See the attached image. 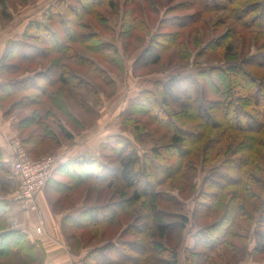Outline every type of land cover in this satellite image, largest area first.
<instances>
[{
    "label": "trees",
    "instance_id": "1",
    "mask_svg": "<svg viewBox=\"0 0 264 264\" xmlns=\"http://www.w3.org/2000/svg\"><path fill=\"white\" fill-rule=\"evenodd\" d=\"M74 2L76 8H73V4H68L65 10L69 15L77 18L93 16L96 7H111L114 0H93L90 2L91 7L84 5L80 0ZM189 2L197 11L183 21L175 19L176 23H171L170 27L176 29V32H161L153 35L139 56L140 62L146 59L147 66H157L161 64V54L166 49L175 47L177 50L183 49L187 54V46H192L200 49L199 56L213 53L219 62L225 63V66H215L208 71L199 72L195 77L188 75L169 78L165 82H158L154 92L142 93L153 109L156 108L161 114L166 115L164 116L167 119L166 129L172 132L168 147L174 151H164L165 154H162L160 149H153L150 156L143 155L140 160L135 149L125 143L127 151L120 149L116 153L118 160L116 169L102 165L100 159L93 155H83L60 165L56 164L46 183L45 187L60 186L72 189L85 180H93L104 185L117 197L116 201H109L99 207H89L76 217L64 218V223L80 230L110 224L120 225L123 220L126 221L123 222L125 227L117 233L119 236L117 240L114 241L112 238L102 247L91 250L82 259V264H91L90 261H93L92 264H178L175 250L166 246L163 241L168 232L183 229L188 220L180 216V224L165 222L171 215L161 210L160 203L182 204L171 195L164 196L159 188L179 182L183 184L175 188L178 195L182 196L187 189L193 196L194 206L191 213L193 220L202 221L211 215L217 217L212 223L200 226L194 232L191 237L192 245L184 248V253L194 254L196 250L202 249L203 253L199 256L204 258L207 253L225 250L230 255L240 257L238 261L243 258L246 250L250 256L264 254V150L261 151L264 149V0H190ZM65 3H68V0H63L60 6L64 7ZM78 8L82 12L78 13L76 10ZM54 11L52 14L55 17L52 18L56 20L50 19L53 15L48 14L46 19L56 22L59 31L48 23L35 21L27 26L23 34L26 37L27 31L44 32L46 40L36 41L42 46L47 42L49 47L41 48L23 41H10L0 59V74L8 75L17 71L18 66L8 67L5 63L8 58H14L16 55V59L21 63L31 62L37 58L45 59L54 47L59 49L61 46V53H64L61 55L63 63L53 60L48 66L38 68L33 74L1 83L0 105L15 92L39 88L42 89L40 97L43 98L29 101L25 97L28 103L20 106V109L24 110L30 104L40 108L36 113L43 111V114L40 112V116L45 118L56 96L55 92L48 93V89L55 83L67 84L66 77L76 81L77 84H84L71 65H84L97 74L105 72L97 65L94 56L90 59L76 52L73 45H70L73 42L83 45L82 47L93 54L108 49L113 54L107 62L118 65L122 63L116 48L105 46L97 33L87 31L79 33L83 28L85 29L86 24L79 21L78 27L75 28L74 21L65 19L61 12L56 11L55 14ZM135 12L132 8L123 13L120 24L122 37H131L133 31L138 30L136 26L138 16ZM219 12H225L218 18L220 24L226 26L224 33L218 36L212 35L206 43L203 40L201 42L205 34L199 38L196 30L205 29L203 17ZM98 18L100 21L105 20L102 16ZM184 30H190L187 31L188 38L185 42L180 34V31ZM191 30L195 35L193 38H190ZM223 40L226 43L219 45ZM251 41L255 45L256 53L248 56L245 45ZM217 47L219 50L216 49ZM212 48L217 51L211 50ZM42 78L46 81L45 88L37 84ZM31 85L34 88H31ZM209 95L213 96V101H207ZM171 108L176 109L177 112L170 113ZM214 110L221 117H226L223 128L220 127L215 131L214 125H209L208 130L202 134L203 143L200 149L196 150L194 139L198 136L191 142L188 138L191 132L186 124L194 121V118L196 120L203 118L204 123L211 124L207 115ZM233 113L246 119L247 123L238 124L234 118L233 120L229 117ZM249 124L252 127H248ZM258 130H261L260 134ZM20 143L30 157V151L25 148L26 142ZM167 157L180 160L182 164L176 166L168 164L164 161ZM198 157L203 164L211 165L213 169L204 176L199 187L195 183L188 187L189 174L196 169L194 165ZM220 158H223V161L215 167ZM57 176L67 179L69 184L65 186L58 183L54 178ZM116 184L119 185L118 188L115 187ZM14 188L15 183L0 150V191L9 193ZM127 190L132 192L128 194ZM144 206L146 212L142 211ZM136 207H139V212L146 214L134 213L131 217L130 211L136 210ZM146 216L149 218V224L142 225L138 229L136 222L144 220ZM13 222L14 214L11 206L0 199V258H5L10 253L12 259L19 264H42L44 260L42 248L31 243L27 234L16 229ZM125 235L136 239L126 241L122 239ZM230 239L242 242L244 248L229 243ZM14 241L19 243L15 242L12 247ZM250 241L253 246L248 252ZM134 242L136 246L131 249L130 245ZM188 261L192 264L190 258Z\"/></svg>",
    "mask_w": 264,
    "mask_h": 264
},
{
    "label": "rangeland",
    "instance_id": "2",
    "mask_svg": "<svg viewBox=\"0 0 264 264\" xmlns=\"http://www.w3.org/2000/svg\"><path fill=\"white\" fill-rule=\"evenodd\" d=\"M62 1L0 0V59L10 41H23L41 48L49 47L47 42H44V46L40 42H37L38 40H46L44 32L27 31L26 37L23 34L26 32L25 29L27 26L35 21L48 23L55 30L59 31L56 22L46 19L47 14L53 15L50 16V19H53L55 15L52 13L56 9L57 12L63 14L65 19L74 21L73 26L75 28L78 27L79 21L84 25L86 24L85 29L83 28L79 33L86 31L89 33H97L105 46L116 48L122 63L119 65L117 63H108L107 60L112 58L113 54L108 49H105V52L93 54L91 51L82 47L83 45L81 46L77 42L71 43L70 45H73L76 52L84 54L90 57V59L94 56L95 58L93 59H95V62L97 60V65L105 72L97 74L84 65H71V67H74L73 70L76 71V74H79L81 77V81H84L82 82L84 84H77L76 81L66 77L67 84L61 85L55 83L48 89V93L55 92L56 94L54 95L56 96L53 103H51L52 108L45 118L40 116L41 111L38 114L36 113L40 108L31 106L30 104L24 110L20 109V106L28 103L27 99L29 101L42 99L43 97H40L42 89L36 88L26 90V92H15L0 105V131L12 138V140H15L12 142L13 144L15 142L20 143L21 141L26 142L25 148L30 151V157L33 161L51 156L58 163V161L65 158L93 155L95 158L100 159L99 161L102 165H108V167L116 169L118 167L116 153L120 149L127 151L125 143L130 144L135 149L137 157L140 160L143 158V155L150 156L153 149H160L162 154H165L164 151L173 152L174 150H170V147H168L172 132L166 129L167 119L164 117L166 115L161 114L160 110L156 108L153 109L149 105L147 98L143 97L142 93L147 91L154 92L158 82H165L169 78L188 75L195 77L199 72L208 71L211 67L215 66H225V63L219 62L213 53V55L206 54L199 56L200 49L192 46H187V54L183 49L177 50L175 47L166 49L161 54V64L157 66H147L145 63L146 59L144 58V61L140 62L139 56L153 35L161 32H176V29L170 27L172 25L171 23H176L175 19L183 21L188 16L194 14L197 9L190 5V0H114L113 6L111 7H96L93 16L88 15L87 17L75 18L65 10L68 4H73V8H76L74 6V0H68V3H65L64 7L60 6ZM80 1L84 5L90 6V2L93 0ZM132 8H134L138 16V23L136 25L138 30H134L131 37H122L120 35L122 31L120 24L123 13L128 12ZM76 10L78 13L82 12L79 8ZM56 11H54L55 14L57 13ZM224 13L219 12L203 17L205 29L199 28L200 30H196L199 38L205 34L201 42L203 40L206 43V40L212 35L218 36L224 33L223 31L226 26L225 24H220L221 22L218 21V18L224 15ZM98 16H102L105 20L100 21ZM187 31L190 30L180 31L181 39L184 42L188 38L186 36ZM193 37L195 35L192 31L190 38ZM225 43L226 41L223 40L219 45ZM245 48L248 56L256 53L255 45L252 41L247 43ZM213 49L215 48L211 50ZM216 49L219 50L218 47ZM61 50V46L59 49H55L54 47L47 58H37L26 63H21L16 59V55L14 58H8L5 62L8 67L15 65L18 66V69L16 72H10L8 75L0 74V84L19 79L27 74H33L38 68L48 66L53 60L63 63L61 55H64V53H61ZM181 58L184 59L182 60ZM43 79H40L37 84L45 88L46 81ZM32 86L31 88H34ZM211 100L213 101L214 98L209 95L207 101ZM175 110L171 108L170 113H176L177 111ZM41 113L43 114V111ZM207 116L211 124L204 123L203 118L199 120L194 118V121L186 124L187 129L191 132L188 138H190L191 142L196 140V150L200 149L203 143L202 134L208 130V126L214 125L215 131H218L220 127L221 129L223 128L226 118L225 116L221 117L216 110L211 111L210 115ZM229 117L234 118L238 124L247 123L246 119L239 117L237 113H233ZM248 127H252V125L249 124ZM260 131L258 130L259 134ZM257 136L259 137L261 135ZM195 137L197 139H194ZM163 147L165 149H162ZM263 150L261 149L262 152ZM220 159L215 167L223 161V158ZM164 161H167L168 164L173 166L182 164L180 160L175 158L170 159L167 157ZM4 163L12 175L15 188L9 193L0 191V199L10 198L18 189L17 177L11 168V159L4 161ZM194 166L196 169L190 171L188 187L193 186V183L199 187L203 182L204 176L213 169L211 165L203 164L200 157H198ZM95 171L97 170L95 169ZM81 174H83L82 171ZM55 179L62 185L64 184L66 186L69 184L67 179L59 176ZM182 184L183 182L175 184L169 183L168 186L159 188V191H162L164 196L168 197V195H171L182 204L177 205L174 202L171 204L160 203L161 210L171 215L165 222L180 224V216L186 217L188 220V223L185 224L183 229H174V232H168L163 241L166 246L175 250L178 264H189V258L192 260V264H264V254L250 256L247 254V250L243 258L239 261L238 259L240 257L237 258L234 255H230L225 250H220L216 253H207L206 256L208 258L206 256V258L199 256L200 253H203L202 249L196 250L194 254H191V252L188 254L184 253V248L191 247L192 245L191 237L194 232L200 226L212 223L217 217L211 215L202 221L196 222L193 220L191 213L194 202L193 196L190 194L191 192L186 189L185 193L179 196L177 189H175ZM115 187L118 188L119 185L116 184ZM45 190L46 200L54 214L64 212L66 214L70 210L68 214L72 213L74 215L81 208L99 207L109 201L117 200V197L113 195L112 191L107 190L104 185L93 180H85L82 184L72 189H65L60 186H47L39 194ZM131 192L132 190H127L128 194ZM7 203L11 206L13 212L34 213V232L37 235H41L42 233L44 235V219L39 212L37 200H35L34 211L23 209L8 201ZM145 207L142 211L146 212ZM138 208L136 207V210L130 211L131 217L134 213H141ZM145 214L143 213L142 215ZM123 222L125 223L126 221L123 220ZM123 222L120 225L110 224L102 227L98 226V228L81 230L62 222V229L60 231L64 239V247H67L65 249L66 253L70 252L71 255H76V258L83 257L91 250L102 247L106 241L112 238L114 241L117 240L119 238L117 233H120L121 229L125 227ZM12 224L16 226L14 222ZM148 224L149 218L147 216L144 220L136 222L138 229L142 225ZM37 228L41 230L40 234L36 232ZM150 229L153 230L152 226H150ZM122 239L134 241L136 238L125 235L122 236ZM15 242L19 243L18 241H14L12 247H14ZM229 243L243 248L245 246L242 242H237L234 239H230ZM135 246L136 244L134 242L133 245H130V248L133 249ZM252 246L253 243L251 242L248 245V252H250ZM78 261V259H75L74 263L78 264ZM90 263L92 264L93 261H90ZM0 264H19V262L12 259L9 253L7 257L0 258Z\"/></svg>",
    "mask_w": 264,
    "mask_h": 264
},
{
    "label": "crops",
    "instance_id": "3",
    "mask_svg": "<svg viewBox=\"0 0 264 264\" xmlns=\"http://www.w3.org/2000/svg\"><path fill=\"white\" fill-rule=\"evenodd\" d=\"M14 141L15 140H12V138L0 131V150L4 161H9L11 159L13 146L12 142ZM74 158L75 157L61 159L58 161L57 165L65 163L66 161L72 160ZM45 196L46 190L39 194L36 199L39 212L44 219V235H42L43 233L41 235H37L34 232V213H17L12 211L14 214V223L16 224L14 227L25 232L31 243L37 244V246L44 250L43 264H75V259L79 260L78 264H82V259L85 256L76 258V255H71L70 252L66 253L65 249H67V247H64V239L60 230L62 229L61 226L65 217H76L85 209L81 208L80 210H77L74 215L72 213L68 214L70 210L66 214L65 212L61 214H54V212L51 211V206L48 204ZM72 212L74 211L72 210Z\"/></svg>",
    "mask_w": 264,
    "mask_h": 264
},
{
    "label": "built area",
    "instance_id": "4",
    "mask_svg": "<svg viewBox=\"0 0 264 264\" xmlns=\"http://www.w3.org/2000/svg\"><path fill=\"white\" fill-rule=\"evenodd\" d=\"M11 154V168L17 177L18 189L10 198L1 199L23 209L34 211L35 200L56 167L55 158L47 156L33 161L19 142L13 144ZM36 232L40 234L41 230L37 228Z\"/></svg>",
    "mask_w": 264,
    "mask_h": 264
}]
</instances>
